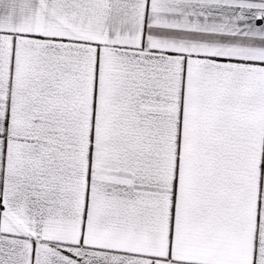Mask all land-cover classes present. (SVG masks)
<instances>
[{
	"label": "snow or ice",
	"instance_id": "6c2138e0",
	"mask_svg": "<svg viewBox=\"0 0 264 264\" xmlns=\"http://www.w3.org/2000/svg\"><path fill=\"white\" fill-rule=\"evenodd\" d=\"M0 264H264V0H0Z\"/></svg>",
	"mask_w": 264,
	"mask_h": 264
}]
</instances>
